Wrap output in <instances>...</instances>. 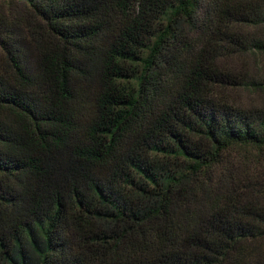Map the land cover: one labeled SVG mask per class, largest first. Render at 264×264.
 Instances as JSON below:
<instances>
[{"label": "trees", "instance_id": "16d2710c", "mask_svg": "<svg viewBox=\"0 0 264 264\" xmlns=\"http://www.w3.org/2000/svg\"><path fill=\"white\" fill-rule=\"evenodd\" d=\"M245 50L264 0H0V264H264Z\"/></svg>", "mask_w": 264, "mask_h": 264}, {"label": "rangeland", "instance_id": "374dc122", "mask_svg": "<svg viewBox=\"0 0 264 264\" xmlns=\"http://www.w3.org/2000/svg\"><path fill=\"white\" fill-rule=\"evenodd\" d=\"M225 62L243 74L246 79L254 81L256 86L248 83V86L227 87L219 90L218 95L245 107L264 108V54L245 50L226 59Z\"/></svg>", "mask_w": 264, "mask_h": 264}]
</instances>
